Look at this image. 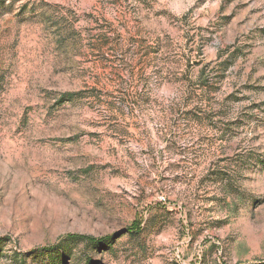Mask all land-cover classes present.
Here are the masks:
<instances>
[{
	"label": "rangeland",
	"instance_id": "rangeland-1",
	"mask_svg": "<svg viewBox=\"0 0 264 264\" xmlns=\"http://www.w3.org/2000/svg\"><path fill=\"white\" fill-rule=\"evenodd\" d=\"M0 239V264H264V0H0Z\"/></svg>",
	"mask_w": 264,
	"mask_h": 264
},
{
	"label": "trees",
	"instance_id": "trees-1",
	"mask_svg": "<svg viewBox=\"0 0 264 264\" xmlns=\"http://www.w3.org/2000/svg\"><path fill=\"white\" fill-rule=\"evenodd\" d=\"M136 68L131 64L129 66V72L127 73V79L123 82H125L127 84V89H126V97H133L135 95V88L140 86V83H141V79H146L144 73H143V70H141V72L138 74L136 73ZM139 70V69H137ZM202 76H199L198 79H201ZM112 83L114 84L115 87H117L118 85L120 86V84L116 83V82H113ZM69 100L68 101H71L72 99L68 98ZM72 239H77V240H82V241H86L90 244H93V245H100L101 242L100 241H97L93 238H87V237H72ZM2 239H0V242H1Z\"/></svg>",
	"mask_w": 264,
	"mask_h": 264
}]
</instances>
